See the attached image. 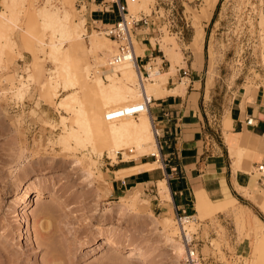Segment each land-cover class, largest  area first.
<instances>
[{
  "label": "rangeland",
  "instance_id": "obj_1",
  "mask_svg": "<svg viewBox=\"0 0 264 264\" xmlns=\"http://www.w3.org/2000/svg\"><path fill=\"white\" fill-rule=\"evenodd\" d=\"M90 1L65 0L63 5L59 0H35L32 5L18 1L22 18L13 33H9L16 46L11 53H0V264H177L182 256L174 253L164 232L165 228H174V237L182 242L176 216L154 208L158 203L167 208L171 206V200L161 196L159 182L149 185L148 189L134 187L121 193L112 192L110 179L119 176L115 169L122 165L158 159L152 167L161 168V156L151 154L156 149L150 148V154L126 161L122 150L114 158L110 147L99 148L89 143V132H81L83 141L74 139L63 143L61 134L78 125L70 118L72 114L58 107L61 96L66 93L63 86L67 73L62 70L58 75V63L46 45L58 40V29L54 32V27L43 18L33 24L34 35L45 44L43 50L38 44L32 50L30 46L35 43L31 41L29 45L22 37L29 12L43 5L52 12L68 11L75 21L84 20L87 34L83 57L90 63V77L100 74L110 82L107 73L119 71L123 66L109 70L111 67L104 63L116 52V44L96 28L104 24L94 20L97 15L90 16L91 10L98 8L95 3L89 4ZM129 10L131 15L149 14L151 19V33L143 35L140 31L132 35L133 43L139 40L145 49L141 54L138 52L145 55L141 64L151 58L163 71L170 62L164 48H160L162 42L175 48L181 53L180 62L170 83L183 81L184 90L188 81L185 73L190 68L203 66L206 86L212 87L217 102L221 103L209 115L214 117L217 109L226 107L232 92L237 91L238 98L249 102V89L264 86V0H152L146 8L129 7ZM110 14L114 13L105 11L106 18ZM93 30L101 38L111 39L109 55L104 57L102 51L96 54L88 51L89 34ZM149 38L157 43L150 44ZM183 60L189 61L190 68ZM49 77L56 79L60 90L53 102L42 90V83ZM158 101L153 99L150 103L152 110H156ZM42 103L54 108L53 119L43 114L39 108ZM63 121L67 125L65 129ZM155 130L158 132L157 124ZM225 136L229 142L230 134ZM157 141L160 148L158 137ZM129 149L124 151L130 155L136 153L135 149L132 152ZM26 187L31 188L32 200L40 188L46 196L23 206L28 203L25 202ZM50 191L62 197L71 206L69 210L59 207L58 198H51ZM41 211L44 213L39 215ZM99 222L104 228H97ZM186 228L189 233L195 232V247L200 252L199 223L191 221ZM39 231L47 244L38 243ZM106 236L127 245L138 244L153 251L155 258L141 260L130 254L129 246L119 250L101 245V239ZM212 242L218 244L216 240ZM250 246L252 249L254 246L252 260L246 252L239 264H264V229L256 221L254 243L252 240Z\"/></svg>",
  "mask_w": 264,
  "mask_h": 264
},
{
  "label": "crops",
  "instance_id": "obj_2",
  "mask_svg": "<svg viewBox=\"0 0 264 264\" xmlns=\"http://www.w3.org/2000/svg\"><path fill=\"white\" fill-rule=\"evenodd\" d=\"M93 3L98 6L91 10L90 16H98L95 21L105 24L118 18L116 13L105 16L112 5L103 0L89 2ZM186 63L190 68L189 61ZM202 71L201 65L185 73L188 81L183 93L151 98L159 100L156 110L150 104L149 114L154 130L157 124L161 168L115 176L110 179L112 192L148 189L165 178L171 190V206L158 203L154 208L174 215L183 209L196 216L203 264H239L246 252L252 260L255 217L264 222V211L258 204L264 201V182L255 171L256 165L264 162V86L260 85L255 99L249 102L238 98L237 91L232 92L228 105L222 104L224 107L213 117L209 111H216L217 97L212 87L206 86ZM39 108L54 118L52 106L42 103ZM250 116L255 118L253 125L246 122ZM225 133L230 134V142ZM231 149H240V155L232 154ZM146 162L152 161L122 165L115 171Z\"/></svg>",
  "mask_w": 264,
  "mask_h": 264
},
{
  "label": "bare ground",
  "instance_id": "obj_3",
  "mask_svg": "<svg viewBox=\"0 0 264 264\" xmlns=\"http://www.w3.org/2000/svg\"><path fill=\"white\" fill-rule=\"evenodd\" d=\"M18 1H23V3L21 4L29 3L32 5L35 0H0V53H11L10 50L16 46V41H13L14 39L10 38L9 33H13L20 19L22 18L21 11H18L17 9ZM59 1L62 5L65 2V0ZM73 1L74 0H71V2ZM127 1L129 7L133 8V10L141 7L146 8L149 3L152 2V0ZM47 8L48 7H45L43 5V7L39 8L37 11L31 13L29 12L25 24L26 33L24 36H22L23 34L21 36L24 40L29 41V45H31V41H33L32 44L35 43V45L33 44L30 46L32 50L37 49V44L40 46L38 48H41L43 50L45 44L42 45L44 42L42 43V41L34 35L36 33V28L33 24L36 21L39 22V18H43L48 22L49 25L54 27V32L55 29H58V36L60 35V37H58V40H53L51 41V43L46 44L49 47V51H51V53L49 52L50 55L54 54L53 58H55V62L58 63V69H56L58 70V75L62 70L67 73L63 86V90H65L66 93L61 96L58 107L59 109H63L66 112L72 114L70 118L78 125L77 127L73 126L70 131H67L68 133H62L60 136V140L63 143H69L74 139L76 141H78V139L79 141H83L84 138L82 137L81 133L83 131L89 132L87 139L90 140L88 142H92L95 147H110L112 149V152L110 154H112L114 158H116L117 153L122 150L124 154L123 160L129 161L132 158H138L140 156L150 154V148H154L157 150H155V152H151L152 155H155L156 157L160 156L158 142L156 139V136H158V134L156 131L155 135L154 126L149 115V110L140 112L139 114H131V112H129L130 114L128 113L121 118L107 120L105 118V109L112 106L123 107L126 106L129 102L139 104L141 101H139L138 99L140 98H142V100H147V98H150L151 96L153 98H162L168 94L184 90L183 81H179L174 84L170 83V80H172L171 77L175 74L177 64L178 62H180L181 53L173 47H167V44H163L162 42L160 48H164L166 58L170 62V65L167 69L162 71L160 64L152 66V64L149 63L146 65L149 74L144 75L141 71V68L138 66V63L136 62V60H134L121 65L123 66L121 70L118 69L119 71H121L120 75L118 73L119 71H115L114 73L111 71L113 74H111V72H108L107 76L111 79L110 82H106L100 74L91 78L90 63L83 57V51L85 50L84 35L87 34V30L84 26V20L80 19L79 21H75L66 10H63L64 12L62 11L61 13L59 12V10H53L54 12H52ZM93 31L94 32L89 34L90 39L88 51H94L95 54L96 52L102 51L101 53L103 54L104 52V57L107 56L106 54H108V52L110 53L111 51V39L107 37L101 38L99 35H97V33H95V30ZM138 41L134 40L137 53L136 55H138V52L141 54V52L143 53L142 50H145L140 45V41ZM26 43L27 42H25V44ZM152 43L156 44L157 42L154 39ZM97 58H100L101 60V57L97 56ZM100 60L99 62H102L103 59L101 61ZM183 62L185 63L186 61L183 60ZM104 63L106 64L105 61ZM119 66L120 65H118L117 68H119ZM112 68L108 69L112 70ZM55 74L57 75V73ZM58 87L59 86L57 85L56 79L54 77H49L48 80L42 83V90L44 92V95L47 98H50L52 102L60 93ZM249 90L250 91L247 96L250 100H254L258 89L256 87H252V89ZM62 118H64L63 115ZM63 125L65 129L67 125L64 121ZM128 147H130L129 150L131 152L135 149L136 153L133 155L126 153L124 149ZM231 153L239 156L240 149H231ZM157 161L158 159L152 162L141 163L140 165H136L134 167H126L124 169L121 168V170H116L115 172L118 173V175L125 176L131 173L152 168V166L157 163ZM159 183L161 196L172 200L171 190L167 180L165 178L160 179ZM30 191L31 188H25V202L28 203H23V206H27L28 204H30V202L41 200L44 196H46L44 193V189L40 188L37 189L35 200H32V193L30 194ZM15 192L16 194L18 193L17 191ZM50 197L58 198L56 200L60 204L59 207H61L64 211L69 210V208L71 207L62 197L57 196L53 191H50ZM258 204L259 207L264 211V201H259ZM41 213L44 212H38L39 215ZM73 214H75L76 216L78 215L75 211H73ZM255 221L260 226V228L264 229V222L260 218L256 216ZM103 225V223H100L96 226L97 228H104ZM164 232L166 233L165 235L167 237V240L169 241L168 244L170 245L174 253H176L177 255H182L185 251V246L183 242L174 237V234L176 232L175 229L165 228ZM37 234L38 243L42 245L47 244V240L45 241L42 232L39 231ZM101 240V245L114 246L119 250H122L123 248L129 246L130 254L137 256V258L141 260L151 261L155 258L153 251H148L138 244L127 245V243L117 241V239L113 236H106Z\"/></svg>",
  "mask_w": 264,
  "mask_h": 264
},
{
  "label": "built area",
  "instance_id": "obj_4",
  "mask_svg": "<svg viewBox=\"0 0 264 264\" xmlns=\"http://www.w3.org/2000/svg\"><path fill=\"white\" fill-rule=\"evenodd\" d=\"M103 1L106 4L115 6V10L111 8L108 11L116 13L118 16V18L114 21L107 22L105 24L102 23L104 26L96 27L100 28V32H103L105 35L110 37L116 44V52L108 58L106 66L114 68L126 62L136 60L138 66L141 68L142 73H147L148 75L149 71L146 68V65L151 63L152 66H155L157 62H152L151 58H149L146 63L141 64L145 55H136V49L132 40V35L139 34L138 32L140 31L143 32V35L151 33V19L149 18V14L141 13L139 16L133 14L131 15L127 0ZM147 40L151 44L150 38ZM161 61L162 63L165 61L164 54L161 58ZM151 101V98H147V100H142L139 104L130 103L123 107L109 109L105 113V118L107 120H114L127 115L129 112H131V114H139L140 112L150 110ZM246 122L250 125L256 123L253 116L248 117ZM159 150L161 151V148H159ZM255 171L260 175L264 182V162L258 163L255 167ZM175 216L180 228V237L185 246V251L183 252L177 264H203V259L195 247L196 234L195 232L189 233L186 228L187 223L191 221L197 222L196 216L183 209L177 212Z\"/></svg>",
  "mask_w": 264,
  "mask_h": 264
}]
</instances>
